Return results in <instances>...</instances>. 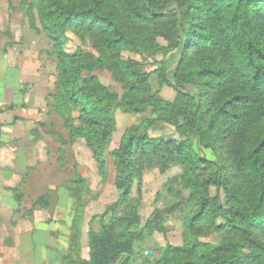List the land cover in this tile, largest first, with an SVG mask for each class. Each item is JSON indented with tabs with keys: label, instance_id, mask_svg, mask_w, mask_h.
Segmentation results:
<instances>
[{
	"label": "trees",
	"instance_id": "obj_1",
	"mask_svg": "<svg viewBox=\"0 0 264 264\" xmlns=\"http://www.w3.org/2000/svg\"><path fill=\"white\" fill-rule=\"evenodd\" d=\"M24 6L30 29L46 36L55 56L57 79L46 108L67 133L66 140L50 132L58 143L81 141L105 179L114 109L155 116L126 131L110 152L119 198L99 217L109 215L99 231H88V258L78 257L75 233L61 264H264V0H40ZM68 34L88 41L98 57L65 53ZM124 53L141 62L123 60ZM149 63L153 69L143 72ZM101 69L121 84L120 99L92 75ZM151 80L158 89L171 88L175 99H158ZM157 121L181 141L150 137L146 130ZM173 166L182 174L175 179L180 190L168 188L174 194L169 210L182 224V242L166 243L152 258L142 245L146 235L163 232V216L154 212L142 225L140 199L131 193L136 189L140 198L145 171ZM80 183L76 174L71 196H78ZM10 191L20 207L23 194ZM49 199L43 194L34 206L46 211Z\"/></svg>",
	"mask_w": 264,
	"mask_h": 264
},
{
	"label": "rangeland",
	"instance_id": "obj_2",
	"mask_svg": "<svg viewBox=\"0 0 264 264\" xmlns=\"http://www.w3.org/2000/svg\"><path fill=\"white\" fill-rule=\"evenodd\" d=\"M28 1L37 5L40 0H0V49L8 46L9 59L22 60L29 67L31 74L34 70L39 73L37 81L42 83L46 93L44 109L40 114L45 127L41 129L38 125H34L33 132L31 131L30 166L24 187L21 189L23 193L21 206L12 212H0V256L3 257L4 249L11 245L7 237L16 230L15 225L8 224V219L10 222L50 219L53 222L50 225L52 230L56 232L59 230L60 233L69 230L71 246L76 244L72 235L77 233L78 257H81V245L85 248L88 231H99L101 223L107 222L109 215L103 220L99 217L119 198L114 187L115 164L110 152L118 148L126 131L140 127L144 120L153 119L155 116L152 115L151 110L134 115L120 108L114 109L113 118L116 131L111 137L104 156L105 179L101 177L91 153L81 141H75L70 146L58 143L50 132L52 130L61 132L66 140L68 139L67 133L62 130L61 121L56 116H47L48 109L46 108V98L54 94V84L57 79L55 56L52 54V46L46 36L43 33L36 34L29 27L24 6V3ZM37 26H39L38 22ZM80 50L95 58L98 57L88 41H81L74 35L68 34L64 45L65 53L72 55ZM122 59L141 62L138 55L130 53H124ZM141 68L143 72H149L153 69V64L149 63ZM92 75L110 93L116 94L119 99L122 97V86L114 80L111 72L101 69L92 72ZM8 77L0 62V81L7 80ZM150 86L152 92H158V99L165 102H172L175 99L176 94L171 88L163 86L158 89L155 80H151ZM146 131L150 137L181 141L171 127L158 121L153 128H148ZM41 141H45V144ZM76 174L80 177L81 183L78 187V196L73 197L69 190L76 188L72 184ZM181 174L182 168L179 166H173L165 172L147 170L141 182L140 198H138L136 189L132 190L131 197L140 199L139 216L142 225L150 220L154 212L163 216V232L154 231L151 235H146L142 245L143 250H149L152 253L150 256L152 258L158 257L159 249L166 243L172 246L181 245L182 224L177 214L169 210L174 194L168 193L169 187L174 191L180 190L175 179ZM46 193L50 194L49 209L44 211L34 206V202ZM187 195L188 191H183V197L186 198ZM77 215L80 216L78 220H76ZM44 227L47 228L46 225ZM209 241L214 243L215 239L210 238Z\"/></svg>",
	"mask_w": 264,
	"mask_h": 264
},
{
	"label": "crops",
	"instance_id": "obj_3",
	"mask_svg": "<svg viewBox=\"0 0 264 264\" xmlns=\"http://www.w3.org/2000/svg\"><path fill=\"white\" fill-rule=\"evenodd\" d=\"M7 47L0 49V62L9 76L0 81V212L18 207L10 189L24 187L30 166L31 131L43 122L40 114L46 97L45 87L37 81L39 73L34 70L31 74L22 60L9 59ZM7 221L16 230L7 237L11 245L4 249L0 264H61V258L70 253L71 233L52 230L50 219ZM80 258H88L87 238L85 248L81 245Z\"/></svg>",
	"mask_w": 264,
	"mask_h": 264
},
{
	"label": "water",
	"instance_id": "obj_4",
	"mask_svg": "<svg viewBox=\"0 0 264 264\" xmlns=\"http://www.w3.org/2000/svg\"><path fill=\"white\" fill-rule=\"evenodd\" d=\"M147 255L150 257L152 255V253L151 252H148Z\"/></svg>",
	"mask_w": 264,
	"mask_h": 264
}]
</instances>
